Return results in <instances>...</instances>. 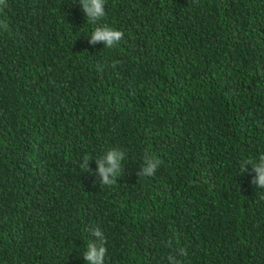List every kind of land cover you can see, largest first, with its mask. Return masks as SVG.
Wrapping results in <instances>:
<instances>
[{"label": "trees", "instance_id": "obj_1", "mask_svg": "<svg viewBox=\"0 0 264 264\" xmlns=\"http://www.w3.org/2000/svg\"><path fill=\"white\" fill-rule=\"evenodd\" d=\"M7 4L0 264H86L90 226L105 264H170L179 248L182 264H264V188L240 174L264 154V0H105L99 24L124 32L110 49L88 42L79 0ZM114 147L108 187L95 159ZM146 150L153 177L138 175Z\"/></svg>", "mask_w": 264, "mask_h": 264}, {"label": "clouds", "instance_id": "obj_2", "mask_svg": "<svg viewBox=\"0 0 264 264\" xmlns=\"http://www.w3.org/2000/svg\"><path fill=\"white\" fill-rule=\"evenodd\" d=\"M79 4L82 5V11L85 14L87 24L97 25L91 32L88 42L92 45L103 42L105 48L109 49L119 44L124 38V32L109 27L106 24H99L106 15L105 0H79ZM7 6V0H0V11L7 8ZM0 28L7 30L8 24L4 21H0ZM113 66H115V64ZM125 158V151L114 147L95 159L97 166L96 172L99 176V182L102 185L112 187L117 184L118 178L124 172L123 161ZM90 160H92L90 156L84 155L80 163V168L83 172L94 175L89 166ZM160 164L161 160L156 155L146 150L142 157L138 175L153 177ZM245 165H250L256 173L255 178L252 180V184L259 188H264V154L259 155L256 160H243L240 165V174L246 171ZM85 231L90 233L91 237H93V239L88 240L86 250L82 253V257L86 261V264H105L108 248L106 247L107 238L104 231L99 226L87 227ZM168 246H171L170 242ZM187 254L186 249L179 248L174 254L169 255L167 259L170 261V264H182V261L177 257H186Z\"/></svg>", "mask_w": 264, "mask_h": 264}]
</instances>
